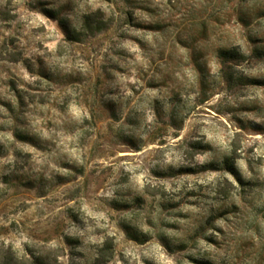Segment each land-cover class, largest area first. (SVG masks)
Wrapping results in <instances>:
<instances>
[{"label":"rangeland","instance_id":"374dc122","mask_svg":"<svg viewBox=\"0 0 264 264\" xmlns=\"http://www.w3.org/2000/svg\"><path fill=\"white\" fill-rule=\"evenodd\" d=\"M264 264V0H0V264Z\"/></svg>","mask_w":264,"mask_h":264},{"label":"trees","instance_id":"16d2710c","mask_svg":"<svg viewBox=\"0 0 264 264\" xmlns=\"http://www.w3.org/2000/svg\"><path fill=\"white\" fill-rule=\"evenodd\" d=\"M34 264H42V263L36 260V261L34 262Z\"/></svg>","mask_w":264,"mask_h":264}]
</instances>
